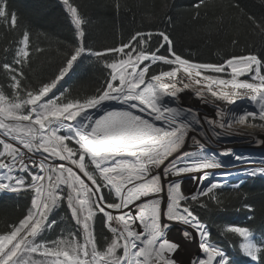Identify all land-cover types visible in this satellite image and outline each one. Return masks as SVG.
<instances>
[{"label":"snow or ice","instance_id":"6c2138e0","mask_svg":"<svg viewBox=\"0 0 264 264\" xmlns=\"http://www.w3.org/2000/svg\"><path fill=\"white\" fill-rule=\"evenodd\" d=\"M62 3L75 40L47 82H25L27 31L12 62L0 63L10 89L0 87V192L30 196L22 218L0 231V264H179L175 257L181 245L167 238L172 224L165 220L195 229L203 256L190 264H228L196 211L208 207L201 197L221 204L214 191L221 185L209 181L207 170L222 165L204 155L205 144L191 134L207 141L210 131L217 140L231 134L227 129L233 123L264 121V59L249 54L223 63L194 61L176 50L165 31H136L127 41L94 50L86 42L87 21L74 0ZM202 6L207 0L193 5L197 17ZM0 18L9 21L6 0H0ZM248 20L264 38V18ZM11 26L17 27L14 13ZM84 55L103 64L101 86L84 97L67 88L60 91ZM154 66L168 68L157 72ZM185 89L204 103L209 96L231 105L247 99L257 111L237 114L218 108L217 119L205 117L202 123L193 109L164 102L165 97L178 101ZM189 138L196 151L185 150ZM228 154L231 149L221 153ZM261 165L247 174L264 175ZM185 178L198 182L188 194L182 190ZM65 203L71 227L46 239V233L60 227L54 217ZM98 220L107 233L96 231ZM222 234L240 237L243 252L258 259L248 228L227 225ZM182 235L194 239L190 232Z\"/></svg>","mask_w":264,"mask_h":264},{"label":"trees","instance_id":"16d2710c","mask_svg":"<svg viewBox=\"0 0 264 264\" xmlns=\"http://www.w3.org/2000/svg\"><path fill=\"white\" fill-rule=\"evenodd\" d=\"M195 2L74 0L87 21L84 25L86 42L94 50L127 41L136 31H165L175 42L176 50L194 61L223 63L233 55L249 54L264 59V38L248 20L249 16L257 20L264 18V0H207V6L199 9L198 17L193 7ZM6 3L9 21L5 23L0 18V63L12 62L23 33L27 31L30 58L24 67L25 82L39 86L52 77L66 51L70 50L69 46L75 40L74 26L62 0H6ZM13 13L17 18L15 29L11 26ZM234 40L236 44L232 43ZM154 70L158 72L161 68L155 66ZM103 77V64H96L91 57L84 55L58 88L60 91L69 89L73 96H89L101 86ZM0 87L10 91L7 77L2 73ZM215 194L221 202L219 206L206 197L202 200L208 207L196 208L207 225L212 243L225 253L229 264H246L240 252V237L222 234L227 225L246 227L260 240L257 262L264 264V178L248 179L236 189L217 190ZM21 195L0 196V231L8 224L18 222L26 213L30 196ZM246 206H251L252 210ZM54 218L60 227L55 233H46V239H54L61 228L71 227L66 203L56 210ZM96 231L107 233L99 220Z\"/></svg>","mask_w":264,"mask_h":264},{"label":"rangeland","instance_id":"374dc122","mask_svg":"<svg viewBox=\"0 0 264 264\" xmlns=\"http://www.w3.org/2000/svg\"><path fill=\"white\" fill-rule=\"evenodd\" d=\"M62 6L64 9H66L64 4H62ZM82 57H84V56H82ZM156 67L163 68V70L164 69L167 70V68H168V66H156ZM245 78H247V77H242V79H245ZM185 96H186V94H185ZM185 96H181V97L179 96L178 101H172L168 97H165L164 102L170 104L171 106H177V104H178V106L181 108L193 109L199 115L202 123L204 122L205 117H207L209 119H217V115H216L217 110L216 109H218V108H217L216 102L209 101L207 103L203 102V103L195 104L194 102H192V100H189V98H186ZM187 96L198 99V100L200 99L199 97L193 96V95H187ZM197 105L199 107H197ZM245 107L247 109H249L252 106L249 105L248 103H246V104L240 103L235 108H233V113H237V114L241 113ZM244 126H245V129H248L249 131L264 130V121H260L258 118L255 119L254 121H252L250 119L248 123L244 124ZM204 128L207 129L208 125L204 124ZM216 131L220 132V133L225 132V130L220 129V128H217ZM238 131L239 130H237V129L229 128V129H227V132H229L231 134L230 135L229 134H222V136L217 140L212 136V133L210 131L207 133V136H208L207 141L205 140L204 137L200 136V138H199V139H201V143L205 144V148L203 149V154L206 156L215 157L216 159H218V161L221 163V165L224 168H226V169L228 168L227 170H229V172L227 173L228 174L227 179L224 178L223 180H216V181H219L221 186L218 189H215L214 191L222 190V189H236L241 185V181H246L248 179H253V178H264V175H261V174L248 175L247 171H246L250 168H257V166H259V165L261 166V164L264 163V160L261 159L264 157L261 156V153L257 148L261 145V143L256 145V146L254 144H252V146L250 145V147H252V148H248V147H244V146H239V147L234 146L233 147L232 143L237 142V140L242 141L245 138H247L245 136V134H243V132L241 133L240 131L239 132ZM192 134L197 136L196 133H192ZM5 139H7V138H5ZM190 143L191 142H189V140H187V145H190ZM253 145H254V147H253ZM228 149H231V154L221 155V153L226 152ZM185 150H186V148H185ZM196 150L197 149L195 148V150H191V151H196ZM37 155H39V154H37ZM235 157H241L242 159L237 160ZM244 163H249L250 165H254L255 167L250 166L249 168H246L244 171L241 172V173H245L244 175L235 177V172L231 171L230 169L235 168L237 165H242ZM184 183H185V181L183 182L182 190L185 192V194H188V191L190 190L193 183L187 184V185H185ZM236 186H238V187H236ZM229 191L230 190H228V192ZM204 198H206V197H201V199H204ZM240 240H241V238H240ZM249 241L255 247H257L259 250L260 240L257 237L255 238V236L251 234L249 237ZM181 250H183V247H181ZM182 252H181V254H179V257H177V258H179V259L182 258V256H183ZM240 252L245 254L243 252V250L241 249V247H240ZM223 254L225 256L224 252H223ZM257 254H258V252H257ZM245 256L248 258L250 264H257V260H253L247 254H245ZM227 261H228V259H227Z\"/></svg>","mask_w":264,"mask_h":264},{"label":"bare ground","instance_id":"6f19581e","mask_svg":"<svg viewBox=\"0 0 264 264\" xmlns=\"http://www.w3.org/2000/svg\"><path fill=\"white\" fill-rule=\"evenodd\" d=\"M185 94H186V96H185ZM187 95L196 96L195 92L192 89H185L182 93H180L179 96L180 97L185 96L186 98H189V100H192V102H194L195 104L203 103V101L201 99L198 100V99H195L192 97H188ZM209 101L216 102L217 108L223 109L224 112H226V113H229V112L233 113V108H235L240 103L241 104L248 103L249 105L252 106L249 109H247L245 107L244 110L257 111L256 107H254V105L250 101H248L247 99H238L236 101L235 105L228 104L226 101L216 100L215 98L210 97V96L208 97V102ZM197 107H199V106L197 105ZM230 128L237 129L241 133L243 132V134H245V136L247 137L242 141L237 140V142L232 143L233 147L234 146L235 147L244 146V147L252 148V147H250V145L252 146V144H254L256 146V145L261 143V145L257 148L260 151L261 156L264 157V130L249 131L248 129H245L244 124H240V123H233ZM191 135H193V134H191ZM199 138H200V136L197 135V139H199ZM188 140L191 143H190V145H187L186 151L195 150L196 147L192 144V140L190 138ZM199 140L201 141V139H199ZM254 145H253V147H254ZM38 156L39 155H37V157ZM261 159L264 160V158H261ZM250 166H254V165H250L249 163H244L242 165H237L235 168H231L230 170L235 172V177H238V176L244 175L245 173H241V172L244 171L246 168H249ZM261 166L259 165V166H257V168L261 167ZM227 169L222 166L221 168H218V169L207 170L210 173H212L208 178L209 181L223 180L224 178L227 179L228 178L227 173L229 172V170H227ZM221 173H226V175H221ZM201 174L202 173H198L197 175H201ZM184 181H185V183H184L185 185L193 183L190 190H195L196 187L198 186V182L192 181L190 178H185ZM0 193H1L0 194L1 197H2V195H15L13 193H8V192H0ZM15 197H16V195H15ZM165 199H166V196H165ZM165 222L172 224L171 227L166 231L167 238L170 239L171 241H175V242L179 243L181 245V247H183V250H181V248H180L179 252L177 253V255L175 257L177 259V261L179 262V264H190L192 259L203 256V253L201 252L200 247H199V237L196 235L195 229H193L189 225L176 224V222H169L166 220H165ZM183 232L192 233L194 239H185V237L182 235ZM261 242H263V241H261ZM263 245H262V247H263ZM181 252L183 253V256L181 259H179L177 257H179V254H181Z\"/></svg>","mask_w":264,"mask_h":264}]
</instances>
